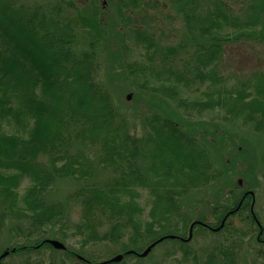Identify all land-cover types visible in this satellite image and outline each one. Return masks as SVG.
Here are the masks:
<instances>
[{
  "label": "trees",
  "instance_id": "16d2710c",
  "mask_svg": "<svg viewBox=\"0 0 264 264\" xmlns=\"http://www.w3.org/2000/svg\"><path fill=\"white\" fill-rule=\"evenodd\" d=\"M244 47L264 53V0H0V247L9 250L0 264L15 253L29 264L32 253L54 248L49 235L66 245L57 264L99 263L84 254L100 242L124 253L102 264H127L144 257L127 251L166 235L176 237L153 246L164 245L159 264H239L251 237L264 258L255 213L264 66L221 68L229 49ZM103 51L136 86L140 135L102 83L112 74ZM214 120L244 133L231 137ZM67 179L76 187L50 199ZM230 210L220 229L208 227ZM199 212L214 220L195 226L222 234L202 260L189 244L194 232L185 239ZM237 216L250 228L228 227Z\"/></svg>",
  "mask_w": 264,
  "mask_h": 264
},
{
  "label": "rangeland",
  "instance_id": "374dc122",
  "mask_svg": "<svg viewBox=\"0 0 264 264\" xmlns=\"http://www.w3.org/2000/svg\"><path fill=\"white\" fill-rule=\"evenodd\" d=\"M158 5L160 8H164L165 6L162 5L161 2H158ZM140 13H142V15H144L145 17L147 15H152L155 13L154 11H147L145 15L143 12V10L139 9ZM142 17V16H140ZM135 18V17H134ZM147 18H150L149 16H147ZM140 19V18H139ZM136 21V19H135ZM112 22V20L110 21ZM177 25L178 22L176 23ZM145 26H148L146 24H144ZM175 25V24H174ZM159 36V34H157ZM174 32L172 31L171 34L168 36H165L164 38H162V42L160 43L161 45H164L166 42L172 43V41L174 40L173 36ZM169 39V40H168ZM111 41H115V43H113V45H116L117 41H116V37H112ZM246 48L247 50L244 51L243 49ZM244 48H233V49H229L226 53V58L224 61V66L222 65L221 68L223 69H227L230 70L233 67H237L238 72H240L242 70V68H246L247 70L250 68L249 66H254V63H260L261 65L264 66V53H261L260 50L258 49L257 51H254L255 49H249L248 47H244ZM110 51L104 52L102 53V56H100L99 58H101V62H103L105 65H107L110 69H111V55L109 54ZM111 54L113 55V53L111 52ZM136 56H131L130 60H134ZM157 59H159V55L157 56ZM257 60H260L259 62H256ZM229 64V63H232ZM158 64V63H157ZM111 75L108 77V79L106 77H104V81H102V77L103 75L100 77L102 83L104 84H109V88L108 91L110 94H112L113 96V103L114 105L118 104L121 106V108L123 109V111L126 113H129V117L131 118V120H133L137 127L135 132L140 135L142 133V128L141 125H139V117L136 118V116L138 115L137 113L140 114V110L142 108L143 103H141L138 99L134 98V93L136 92V86L133 83H130V78H128V76H126V73L123 72V70L118 66V63L116 64V66L113 67V69H111ZM244 72V71H243ZM123 75H122V74ZM124 76V78H123ZM108 87V86H107ZM113 93H111V92ZM132 92V93H130ZM130 95V98L128 97ZM153 97V96H151ZM136 99V100H135ZM137 111V112H136ZM136 112V114H135ZM212 115V114H210ZM216 123H220V121L218 122V120H214ZM221 125L223 124L225 127V123H220ZM245 128V127H244ZM244 128L242 126H235V125H226L225 129H227L225 132L229 133L230 135H232L231 137H233L234 135H241L244 133ZM253 140V139H252ZM257 146L258 145H263L264 143V139L263 137H261L259 140H256ZM259 147V146H258ZM235 150L232 152L233 156L234 155H238V152L234 153ZM249 153V157L251 158V152L248 151ZM263 161L264 158L262 157ZM239 162V161H238ZM238 175H236L235 177H237ZM241 177V176H239ZM244 180L248 179V177H242ZM258 183V184H257ZM77 182L75 181H71L70 179L67 180H62V181H58V184L54 185L53 190L51 191V196L50 199H65L67 194L69 193V191H71L74 187H76ZM257 184V198H256V203H255V213L256 215H259L260 218V222L262 223V225L264 226V177L259 178L256 182ZM256 191V190H255ZM146 196V195H145ZM145 196L142 195L139 199V203H143L145 202ZM72 215V220L76 221L78 218V209L75 210L73 209L70 212ZM245 215V212H244ZM209 216L210 220H214V217L210 216L209 213L207 212H199V213H194L191 215V219L194 222L195 220H200V217H207ZM192 222V223H193ZM228 227L232 228V229H236V228H241V229H248V227L250 228V226L245 227V224L242 222L241 218L239 216L234 217L233 219H230V223L228 224ZM189 228V227H188ZM185 231L190 232V229H188ZM194 229L192 230V232H194L191 241H190V245L194 250H198L199 255H200V259L202 260L204 258V252L206 249H210V247L212 246V244L216 243L217 239H220V237L222 236V234H217L216 236L210 235L209 233H206L204 231L206 230H210L209 228H203L201 226H194L191 228ZM254 233L257 234L258 230L257 227H254ZM189 235V234H188ZM49 238H53V239H59L56 237H52L51 235H49ZM71 243V242H70ZM78 243V242H77ZM66 244H68V242H66ZM77 245V244H76ZM150 245V244H149ZM148 245V246H149ZM109 245L100 242V244L98 245H89L88 247L85 248V254L86 257H88L89 259H92L93 261L96 262H100L104 259H106V256L110 254L111 251H115L118 247L110 244V250H107L109 247ZM164 245L160 244L157 245L155 248H153V250L151 251V253H149L147 256H144L142 260L138 259V258H134L132 259V261H128L127 264H159L161 262H159V255L162 253V251L164 250ZM78 247V245H77ZM147 246H145L146 248ZM145 248H143L142 250H144ZM241 252H240V257H239V264H264V258H262L261 256L259 257L256 254V242L255 240L251 237L248 238L244 244L241 247ZM205 249V250H204ZM5 248H1L0 247V255L4 252ZM110 251V252H109ZM41 252V253H40ZM109 252V254H108ZM112 252V253H113ZM111 253L112 256L121 254L120 252H114L113 254ZM139 253H142V251H140ZM61 252L60 249H55V248H50V247H46L41 249L40 251H37L35 254H31L28 258V262L29 264H35L38 260L40 261H46L49 262V259H52L54 261V264H57V262L59 261V258L61 256ZM83 254L79 255V258L83 257ZM81 256V257H80ZM26 254H22V253H15L12 256H6L4 258V262L3 264H20L22 263V261L25 259ZM142 257V256H141ZM84 258V257H83ZM167 264H184V263H180V262H169ZM188 264V263H186ZM190 264V263H189Z\"/></svg>",
  "mask_w": 264,
  "mask_h": 264
},
{
  "label": "water",
  "instance_id": "95a60500",
  "mask_svg": "<svg viewBox=\"0 0 264 264\" xmlns=\"http://www.w3.org/2000/svg\"><path fill=\"white\" fill-rule=\"evenodd\" d=\"M129 96H130V95H129ZM230 212H233V211H230ZM230 212H229V213H230ZM227 215H228V214L225 215V218L223 219V221L221 222V224H220L219 226L216 227V229H219V228L224 224V221H225ZM195 223H199V224H201L202 222H201V221H194V223L191 224V226H190V233H189L187 239H189V238L191 237V235H192V229H191V228L195 225ZM216 229H215V230H216ZM174 236H175V235H174ZM174 236H173V235L163 236V237H161V238H159V239L153 241V243H151V244H150L149 246H147L144 250H142V253H137V254H138L139 256H142V257H143V256H145V255H147V254L149 253V251L153 248V246H154L155 244H157L158 242H161V241L163 240L164 237L174 238ZM46 241L49 242L52 246H54L56 249H57V248H59V249H65V248H66V246H65L60 240H58V239L56 240V239H52V238H46L45 242H46ZM8 252H9L8 250H5V251L0 255V262H1V258H3L5 255H7ZM132 252L136 253L133 249L127 251L126 253H132ZM123 257H124V254L121 253V254H118V255H115V256L111 257V259H109V260H107V261H101L100 263H106V262H111V261H121ZM100 263H99V264H100Z\"/></svg>",
  "mask_w": 264,
  "mask_h": 264
}]
</instances>
